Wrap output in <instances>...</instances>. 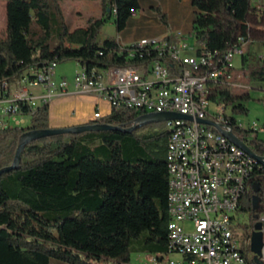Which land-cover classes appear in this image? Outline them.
Segmentation results:
<instances>
[{
  "label": "trees",
  "instance_id": "obj_1",
  "mask_svg": "<svg viewBox=\"0 0 264 264\" xmlns=\"http://www.w3.org/2000/svg\"><path fill=\"white\" fill-rule=\"evenodd\" d=\"M63 0H6L7 29L0 30V86L30 67L76 60L87 70L148 65L132 57L133 46L101 40L107 20L116 15L122 31L139 0H101L103 15L86 28L71 30ZM193 35L209 50L224 54L239 36L250 33L253 0H192ZM163 21L166 15L156 9ZM264 18V13H263ZM147 62V63H145ZM261 62V61H260ZM252 72L264 81V64ZM172 70L176 63H170ZM239 97L235 110L245 111ZM141 115L133 109L112 111L98 121L130 127ZM49 105L38 109L32 129L49 128ZM101 131L60 134L29 143L18 169L0 177V264H131L133 251L165 253L168 207V131ZM21 128L0 130V169L12 164ZM264 153V144L257 145ZM254 189L246 192L243 210L252 211Z\"/></svg>",
  "mask_w": 264,
  "mask_h": 264
},
{
  "label": "built area",
  "instance_id": "obj_2",
  "mask_svg": "<svg viewBox=\"0 0 264 264\" xmlns=\"http://www.w3.org/2000/svg\"><path fill=\"white\" fill-rule=\"evenodd\" d=\"M254 2L257 10L264 13L263 0ZM178 38L177 41L144 38L134 43L132 57L144 59L147 51L154 50L156 55L148 65L91 71L81 65L73 89L66 77H58V62L26 69L23 75L0 86V130H32L38 109L71 91L104 98L112 111L133 109L141 115L172 112L191 116L192 120L165 121L169 242L167 252L152 256V261L264 264V153L256 150L257 145L264 144V122L239 124L227 114V105L217 103L212 95L216 85L248 88L243 78L248 77L249 69L238 70L235 61L245 54L250 34L239 36L224 54L197 41L192 45L180 34ZM258 59L264 64V54ZM170 63L177 64L175 70ZM102 118L96 112L95 121ZM198 119L211 120L226 131H233L262 157V162ZM255 187H258L257 207L243 210L246 192ZM244 213L250 214V225L241 222ZM257 223L260 229L255 228ZM255 231L262 234L260 254L252 250Z\"/></svg>",
  "mask_w": 264,
  "mask_h": 264
},
{
  "label": "crops",
  "instance_id": "obj_3",
  "mask_svg": "<svg viewBox=\"0 0 264 264\" xmlns=\"http://www.w3.org/2000/svg\"><path fill=\"white\" fill-rule=\"evenodd\" d=\"M139 3L140 9L132 14L122 31L117 30L116 15H112L101 31V40L111 39L121 47H129L144 38L177 41L180 34L187 37L190 44L195 45L192 35L196 8L192 0H139ZM253 5L256 6L254 0ZM62 8L71 30L86 28L91 17L100 18L103 15L101 0H63ZM157 8L166 15V21L161 19ZM251 19L249 21L251 39L245 47V54L236 57L235 63L238 70L249 69L250 63H261L258 56L264 54L263 13L256 11ZM6 29L7 2L0 0V30ZM70 83L73 89V82ZM259 83L263 86L264 81ZM86 105H89L88 109L85 108ZM102 106L107 107V110H101ZM96 112H100L102 117L109 115L112 112L109 102L96 95L71 91L69 94L54 98L49 103L48 124L51 128L84 125L95 121ZM158 254L160 253L137 251L134 264H155L152 256ZM175 258L180 260L181 256L175 255ZM50 264L69 263L52 259Z\"/></svg>",
  "mask_w": 264,
  "mask_h": 264
},
{
  "label": "rangeland",
  "instance_id": "obj_4",
  "mask_svg": "<svg viewBox=\"0 0 264 264\" xmlns=\"http://www.w3.org/2000/svg\"><path fill=\"white\" fill-rule=\"evenodd\" d=\"M252 19L250 18V21ZM193 43L196 42L195 38L192 37ZM258 68V64L250 63L248 77L243 78V84L247 85L248 88L240 89L230 85H216L213 89V99L217 103L227 105V114L233 116L239 124L247 126L248 124L257 121L264 122V83L263 87L260 86L259 77L253 75L252 72ZM81 69V63L76 60H66L59 63L57 74L58 77H67L70 82L74 81L76 72ZM259 90V91H256ZM250 95V97L243 101L246 108L245 111L235 110L236 106L233 102L238 101L237 99L244 95ZM89 105L85 108L88 109ZM111 108V107H110ZM101 110H107V107L102 106ZM112 110V109H111ZM94 112V111H93ZM152 127L144 129L141 133L152 134L156 131H162L166 128L165 121H160L152 124ZM251 216L249 213L241 214V222L250 225ZM137 251H133L131 254L132 264L136 263L135 254ZM101 264H116L113 261H103Z\"/></svg>",
  "mask_w": 264,
  "mask_h": 264
},
{
  "label": "water",
  "instance_id": "obj_5",
  "mask_svg": "<svg viewBox=\"0 0 264 264\" xmlns=\"http://www.w3.org/2000/svg\"><path fill=\"white\" fill-rule=\"evenodd\" d=\"M169 119H186V120H192V117L185 114L180 113H172V112H162V113H148L139 116L132 126L126 128L121 126H113L106 123H95V124H84V125H77L73 127H63V128H47V129H32L29 131H25L22 134L20 144L18 146V149L16 151L15 158L11 165L6 166L2 169H0V177L4 173H8L10 171L16 170L20 167L22 162V156L25 147L38 139H42L45 137H51L55 135L60 134H81L85 132H101V131H123V132H133L139 128H142L143 126L154 124L160 121H166ZM199 122L211 125L215 127L218 131H220L222 134L229 137L233 143L240 146L241 148L245 149L249 154L255 156L262 162V157L257 155L245 142H243L240 138H238L233 131H226L222 128L221 125L211 121V120H203L198 119ZM255 192H258V187H255ZM258 204V198L255 196L253 198V207L256 208ZM256 229H260V224L257 223L255 225ZM262 234L261 232L255 231L252 235V250L258 254L261 253L262 249Z\"/></svg>",
  "mask_w": 264,
  "mask_h": 264
},
{
  "label": "bare ground",
  "instance_id": "obj_6",
  "mask_svg": "<svg viewBox=\"0 0 264 264\" xmlns=\"http://www.w3.org/2000/svg\"><path fill=\"white\" fill-rule=\"evenodd\" d=\"M134 66H136V65H134ZM141 66H144V65H141ZM126 67H132V65H129V66H126ZM167 160H168V158H167Z\"/></svg>",
  "mask_w": 264,
  "mask_h": 264
}]
</instances>
